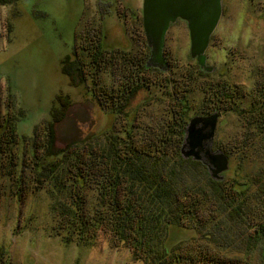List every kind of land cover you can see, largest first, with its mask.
<instances>
[{
  "label": "trees",
  "instance_id": "16d2710c",
  "mask_svg": "<svg viewBox=\"0 0 264 264\" xmlns=\"http://www.w3.org/2000/svg\"><path fill=\"white\" fill-rule=\"evenodd\" d=\"M93 32L78 38L81 49L62 61L61 72L74 86L90 80L88 92L115 122L55 149V126L72 107L69 97L57 96L58 106L32 138L20 137L18 116L8 111L0 118V175L14 181L15 196L44 192L53 235L85 247L103 240L129 250L132 264H264V81L246 94V106L240 87L227 78L215 83L197 63L175 69L168 61L166 73L147 67V45L137 54L107 51L101 27ZM143 92L129 119L132 99ZM157 101L167 105L150 118L147 108ZM213 113L237 115L244 124L240 137L213 143L229 159L221 180L181 152L191 119ZM20 143L28 146L29 162L16 150ZM172 225L196 237L167 250ZM0 264H9L1 249Z\"/></svg>",
  "mask_w": 264,
  "mask_h": 264
},
{
  "label": "rangeland",
  "instance_id": "374dc122",
  "mask_svg": "<svg viewBox=\"0 0 264 264\" xmlns=\"http://www.w3.org/2000/svg\"><path fill=\"white\" fill-rule=\"evenodd\" d=\"M222 4V17L205 53L206 64L213 69L209 78L215 83L226 78L235 83L247 106L251 97L246 94L254 93L264 81V0H223ZM142 8L143 0H16L0 5V118L8 111L17 115L20 137L32 138L35 128L50 119L52 107L58 106L57 96L63 95L70 98L72 107L55 126V149L110 129L115 116L88 92L90 80L72 85L61 72L62 61L67 56L74 59V50L82 45L78 38L92 36L99 27L104 34L103 49L143 52L147 44ZM190 47L188 25L178 20L165 37L164 54L171 68L197 63ZM146 97L143 92L132 99L129 119ZM166 105L165 101L155 102L147 108V115L154 118L150 112H160ZM150 118L146 121L153 120ZM243 128L237 115L221 116L211 147L214 142L240 137ZM18 148L19 156L23 154L29 162L28 146L20 143ZM13 183L0 175V249L7 263L132 264L129 250L112 249L103 240L95 247L66 244L52 234L47 194L32 189L19 199ZM195 237L193 229L172 225L165 248L170 250Z\"/></svg>",
  "mask_w": 264,
  "mask_h": 264
},
{
  "label": "water",
  "instance_id": "95a60500",
  "mask_svg": "<svg viewBox=\"0 0 264 264\" xmlns=\"http://www.w3.org/2000/svg\"><path fill=\"white\" fill-rule=\"evenodd\" d=\"M223 0H143L142 24L150 57L147 67L168 71L169 63L164 54L165 37L178 20L188 25L191 47L190 55L201 70L213 71L206 58V50L223 13ZM220 113L196 116L185 131L181 152L184 158L192 157L208 168L211 177L222 179L229 170V159L221 151L211 147Z\"/></svg>",
  "mask_w": 264,
  "mask_h": 264
}]
</instances>
